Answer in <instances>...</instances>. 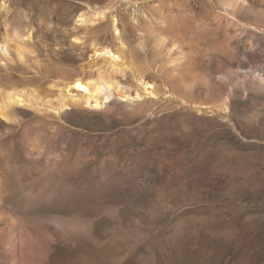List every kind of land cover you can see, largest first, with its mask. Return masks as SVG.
Masks as SVG:
<instances>
[{
    "label": "rangeland",
    "instance_id": "1",
    "mask_svg": "<svg viewBox=\"0 0 264 264\" xmlns=\"http://www.w3.org/2000/svg\"><path fill=\"white\" fill-rule=\"evenodd\" d=\"M4 39L0 264H264V0H0Z\"/></svg>",
    "mask_w": 264,
    "mask_h": 264
},
{
    "label": "bare ground",
    "instance_id": "2",
    "mask_svg": "<svg viewBox=\"0 0 264 264\" xmlns=\"http://www.w3.org/2000/svg\"><path fill=\"white\" fill-rule=\"evenodd\" d=\"M84 18L82 15H79L77 18L78 22H83ZM7 41V40H6ZM6 42L5 39L0 41V52H5ZM99 51L100 53H97ZM108 49H99L94 51L96 54V58L103 57L111 60V57L107 55ZM22 52L21 50L19 53ZM22 54V53H21ZM95 57V56H94ZM115 59H113L114 61ZM89 74V73H88ZM87 76V74H86ZM62 83V82H61ZM134 88H132L131 94L134 95V99L141 98H158L159 94L155 92V88L152 84L145 82L142 76L138 75ZM51 90L48 89L47 94H51ZM60 93L58 94V98L60 99V103L57 105L59 108L65 105L64 98L72 99V102L76 104L85 103L87 105H92L93 107H99L107 100H109L112 93V86L110 81L104 77V75H97L90 73L88 77L79 75L74 77L73 79L63 82ZM72 92V93H71ZM75 92V93H73ZM53 93V92H52ZM35 92L31 89L25 87H15L13 85L7 86V88L0 90V115L6 120L11 119L9 117L10 106L12 104H20L24 106H33L32 98L35 96ZM167 95V94H165ZM190 108L196 109L198 111L208 110L210 112H215V114L224 113L221 108L213 107L209 105H196V104H187ZM58 108V109H59ZM13 115V113H12Z\"/></svg>",
    "mask_w": 264,
    "mask_h": 264
},
{
    "label": "water",
    "instance_id": "3",
    "mask_svg": "<svg viewBox=\"0 0 264 264\" xmlns=\"http://www.w3.org/2000/svg\"><path fill=\"white\" fill-rule=\"evenodd\" d=\"M217 115L222 116V115H224V114H223V113H220V114H217Z\"/></svg>",
    "mask_w": 264,
    "mask_h": 264
}]
</instances>
